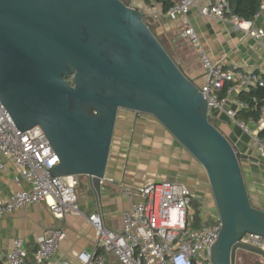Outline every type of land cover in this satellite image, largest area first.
I'll return each instance as SVG.
<instances>
[{"label":"water","instance_id":"obj_1","mask_svg":"<svg viewBox=\"0 0 264 264\" xmlns=\"http://www.w3.org/2000/svg\"><path fill=\"white\" fill-rule=\"evenodd\" d=\"M0 99L21 132L44 130L59 157L51 175L92 178L98 200L120 110L153 116L207 174L222 223L213 264H238L239 251L264 260L240 242L264 236L241 168L253 158L211 122L196 81L130 1L0 0Z\"/></svg>","mask_w":264,"mask_h":264},{"label":"built area","instance_id":"obj_2","mask_svg":"<svg viewBox=\"0 0 264 264\" xmlns=\"http://www.w3.org/2000/svg\"><path fill=\"white\" fill-rule=\"evenodd\" d=\"M193 5L194 0H173L165 15L182 19L184 36L201 55L205 81L198 86L208 100L209 117L215 120L219 113H224L250 136L253 149L264 158V136L260 134L264 129V96L247 100L239 97L242 92L264 88V73L226 68L221 62H212L190 23ZM142 11L145 17L153 19L162 14L152 6ZM199 12L202 16L232 23L264 49V28L254 26V20L264 12V0L252 21L233 14L230 0H210ZM241 110H258L259 118L239 119L237 115ZM20 132L0 99V170H6L1 158H8L17 169L15 183L18 186L9 198L0 199V219L37 203H45L51 214L60 220L71 213L81 214L75 190L83 176H52L49 169L59 163V157L44 130L35 126ZM86 177L92 186V178ZM104 182L105 179L102 185ZM121 188L132 202L123 213L121 230L107 226L99 206V210L87 218L97 235L92 253L82 252L79 261L52 260L67 232L64 228L51 227L43 232L39 241L35 252L37 264H106L110 257L119 264H213L212 247L219 238L222 223L217 215L214 224L195 226L193 204L197 197L186 183L158 181L141 186L121 184ZM240 242L264 251L262 235L246 233ZM27 257L23 240L17 238L4 264H24Z\"/></svg>","mask_w":264,"mask_h":264},{"label":"crops","instance_id":"obj_3","mask_svg":"<svg viewBox=\"0 0 264 264\" xmlns=\"http://www.w3.org/2000/svg\"><path fill=\"white\" fill-rule=\"evenodd\" d=\"M125 1H130L131 6L139 10L152 6L162 13L159 18L154 19L157 34L169 41L172 52L177 51V55L179 53V59H174L185 73L197 84H203L205 76L201 55L184 36L182 19L168 18L161 4L155 2L148 4L146 0ZM209 2L210 0H194L189 13L190 23L201 40L205 54L212 62H221L226 68H243L264 73V49L232 23L202 16L199 9ZM254 26L264 28V12L254 20ZM182 40L189 43L191 54L186 51L184 54L178 49ZM215 121L240 153L253 158L243 159L241 168L253 206L264 210V158L253 149L250 136L224 113H219ZM113 143L117 144L118 153L109 158L101 199L98 201L110 229H122L123 213L132 203L124 195L121 184L141 186L158 181H181L190 187L198 200L205 193L204 168L153 116L137 115L128 110L121 114L119 112ZM1 160L6 170H0V199H6L18 188L15 183L17 169L8 158ZM88 212L71 213L60 220L51 214L45 203H37L4 216L0 219V260H4L12 250L17 238L23 240L28 254L35 253L43 232L55 227L64 228L67 237L60 242L52 260L79 261V254L92 253L97 244L96 231L87 219L96 212L91 209ZM259 261L264 264L262 258ZM106 264L119 263L114 257H110Z\"/></svg>","mask_w":264,"mask_h":264},{"label":"rangeland","instance_id":"obj_4","mask_svg":"<svg viewBox=\"0 0 264 264\" xmlns=\"http://www.w3.org/2000/svg\"><path fill=\"white\" fill-rule=\"evenodd\" d=\"M163 41L166 47H168V49H170V51L173 49L172 46L170 45L169 41L166 40L164 38V36H159ZM182 52L185 51L188 54H191V47L189 46L188 42H185V40H182L179 43V48ZM173 51V50H172ZM171 51V52H172ZM180 51V52H181ZM173 56L178 60V56L179 53L177 55V51L172 52ZM125 112L124 109L120 110V114ZM117 142V140H116ZM113 148L111 150L110 153V158H113V156L116 155V153H118V148H117V144L113 143ZM206 173V172H205ZM107 186V184H106ZM204 186L206 188L205 193L203 194L202 197H200L199 201H200V206H201V210H202V215L203 217L206 219L210 216L212 217H216L217 216V211H216V207H215V202H214V198H213V194H212V190L209 184V180L206 174V182L204 181ZM105 187V186H104ZM76 196H77V205L78 208L81 210V212L83 214H88L89 209H91L92 211L97 212L99 210V200L96 197L95 191L93 190L92 186L89 183V180L86 176H83L81 178V183L80 185L76 188L75 190ZM196 201V200H195ZM195 201H194V207H195ZM106 209H108V205L106 206ZM197 208L195 207V210ZM204 219V220H205ZM246 258V259H252V260H261V258L258 255L252 254V253H248L245 251H239L237 254V263L239 264V259L241 258Z\"/></svg>","mask_w":264,"mask_h":264},{"label":"trees","instance_id":"obj_5","mask_svg":"<svg viewBox=\"0 0 264 264\" xmlns=\"http://www.w3.org/2000/svg\"><path fill=\"white\" fill-rule=\"evenodd\" d=\"M148 4H151L153 2L161 4L163 8L164 14L172 7L173 5V0H146ZM262 0H230L231 3V9L232 11L241 16L244 20L247 21H252L256 17V15L259 12L260 5H261ZM163 41V40H162ZM164 44V41H163ZM165 46V44H164ZM166 50L171 54V56L174 58L172 53L170 52V49L166 47ZM225 92L222 93L224 95ZM252 96H258V97H263L264 96V88H254L250 92H242L240 93V98L241 99H250ZM254 117L255 119L259 118V113L258 110H241L238 112L237 117L239 119H249V117ZM210 118V117H209ZM211 122L213 124H217L216 121L212 118ZM262 136H264V129L260 132ZM195 207L196 213H195V226H201L202 224L204 225H212L216 222L215 218L210 216L208 218H204L202 215V210L200 206V201L196 199L195 201ZM205 219V220H204ZM0 264H4V260H0ZM24 264H37L36 259H35V253H30L28 254V257L26 258V261Z\"/></svg>","mask_w":264,"mask_h":264},{"label":"flooded vegetation","instance_id":"obj_6","mask_svg":"<svg viewBox=\"0 0 264 264\" xmlns=\"http://www.w3.org/2000/svg\"><path fill=\"white\" fill-rule=\"evenodd\" d=\"M246 264H260L259 260L247 259Z\"/></svg>","mask_w":264,"mask_h":264}]
</instances>
